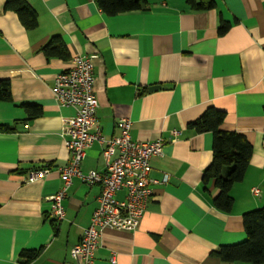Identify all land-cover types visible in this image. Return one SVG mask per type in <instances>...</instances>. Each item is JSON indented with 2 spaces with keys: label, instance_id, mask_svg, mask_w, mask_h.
<instances>
[{
  "label": "crops",
  "instance_id": "crops-1",
  "mask_svg": "<svg viewBox=\"0 0 264 264\" xmlns=\"http://www.w3.org/2000/svg\"><path fill=\"white\" fill-rule=\"evenodd\" d=\"M7 1L0 0V79L11 81L13 100L0 101V125L13 131L0 132V264H20L24 251H41L30 264H78L71 251L91 224L102 186L75 178L64 219L52 217L63 184L58 168L71 158L65 124L76 112L59 105L53 87L72 58L94 55L103 135L118 137L117 123L127 118L135 141H165L162 156L151 159L153 194L138 229H106L95 264H245L211 253L244 242V214L264 206V0H212L214 8L204 10L190 0H146L147 9L116 16L97 0H26L38 14L35 30ZM54 36L70 60L46 57L42 48ZM29 105L42 114L32 118ZM212 108L226 113L223 131L245 135L254 149L229 214L214 207L215 186L206 191L202 183L214 135L190 127ZM103 149L95 142L87 150L85 173L107 170ZM46 166V177L27 181Z\"/></svg>",
  "mask_w": 264,
  "mask_h": 264
},
{
  "label": "built area",
  "instance_id": "built-area-1",
  "mask_svg": "<svg viewBox=\"0 0 264 264\" xmlns=\"http://www.w3.org/2000/svg\"><path fill=\"white\" fill-rule=\"evenodd\" d=\"M94 56H75L68 70L59 74L53 91L61 107H72L75 115L66 120L64 136L70 152L67 165L58 168L62 179L61 189L52 197V217L61 221L65 216L64 200L75 178L88 185L100 184L101 195L91 224L85 230L81 241L73 247L72 258L78 264H95L96 253L106 229L136 231L142 221L152 197L151 159L163 154L165 141L139 142L132 137V121L122 118L117 126L118 137L107 139L101 130L97 116L99 101L95 90ZM178 131L173 135L177 136ZM99 142L107 161V170L85 173L82 169L87 150ZM115 158L113 159V157ZM50 172L49 166L33 170L27 181L34 183ZM169 176H165L167 182ZM125 190L126 196L118 200L116 194ZM254 194L260 191L255 188ZM114 261V258H113Z\"/></svg>",
  "mask_w": 264,
  "mask_h": 264
},
{
  "label": "trees",
  "instance_id": "trees-1",
  "mask_svg": "<svg viewBox=\"0 0 264 264\" xmlns=\"http://www.w3.org/2000/svg\"><path fill=\"white\" fill-rule=\"evenodd\" d=\"M99 7L109 16L145 10L146 0H97ZM195 9H212V0H190ZM6 9L15 11L27 30H35L39 26L38 14L26 0H8ZM228 26L220 29V34L227 32ZM48 59L58 58L70 60L71 54L60 36H54L42 48ZM12 84L9 79H0V101L12 102ZM27 110L32 118L40 116L42 109L29 105ZM226 120V113L216 109H208L197 121L190 124L198 133L211 132L214 135L213 161L203 175V186L206 191L214 185L219 191L213 199L214 207L223 213L233 211L235 200L231 194L235 184L244 180L253 156V146L245 135L238 132H226L221 129ZM10 126L0 125V132H12ZM247 239L239 244L222 246L211 255L224 263L264 264V206L252 210L243 216ZM41 251H24L20 264H30L40 256Z\"/></svg>",
  "mask_w": 264,
  "mask_h": 264
},
{
  "label": "water",
  "instance_id": "water-1",
  "mask_svg": "<svg viewBox=\"0 0 264 264\" xmlns=\"http://www.w3.org/2000/svg\"><path fill=\"white\" fill-rule=\"evenodd\" d=\"M157 88H159V87H153V88H151V90H156Z\"/></svg>",
  "mask_w": 264,
  "mask_h": 264
}]
</instances>
